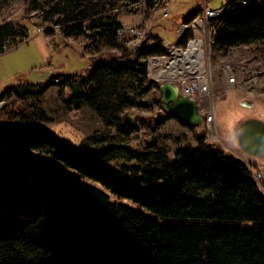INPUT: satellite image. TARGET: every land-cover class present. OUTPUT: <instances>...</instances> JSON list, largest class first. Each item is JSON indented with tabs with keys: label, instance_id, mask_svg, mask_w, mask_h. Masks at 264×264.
Listing matches in <instances>:
<instances>
[{
	"label": "trees",
	"instance_id": "16d2710c",
	"mask_svg": "<svg viewBox=\"0 0 264 264\" xmlns=\"http://www.w3.org/2000/svg\"><path fill=\"white\" fill-rule=\"evenodd\" d=\"M71 1H60L72 10L63 20L72 22L63 29L66 35L83 34L90 40L97 38V43L121 47L117 32L122 25L111 16L91 20L90 33L83 29V20L112 10L113 1L99 10L90 1L76 6ZM258 1L232 6L216 31L214 48L264 42V8L260 9ZM147 6H153L152 0ZM52 10L60 13L57 7ZM197 12L181 21L189 22ZM22 28L26 35H19L24 43L28 32L23 24ZM14 34L10 24L0 26V55L7 52ZM147 38L130 53L94 60L86 77L57 75L41 90L36 88L40 84L17 81L0 93V102L15 98L0 113L4 116L0 149L5 148L0 152V264H264V195L240 161L202 140L197 146L179 148L170 161L164 149L133 151L101 135L85 138L73 149L53 131L39 126V111L26 105L35 103L57 79L69 83L80 76L78 82L85 92L74 98L75 108L80 102L94 107L96 97L100 98V79L144 75L143 60L162 53L158 38ZM17 103L26 105L21 112L14 109ZM15 120L19 126L5 123ZM117 129L123 135L131 133L120 124ZM9 144L39 156L7 148ZM122 150L139 166H110ZM154 159L157 162L152 166ZM53 161L153 216L110 201L105 193L78 182ZM165 219L181 222H161Z\"/></svg>",
	"mask_w": 264,
	"mask_h": 264
},
{
	"label": "rangeland",
	"instance_id": "374dc122",
	"mask_svg": "<svg viewBox=\"0 0 264 264\" xmlns=\"http://www.w3.org/2000/svg\"><path fill=\"white\" fill-rule=\"evenodd\" d=\"M60 1L62 0H0V26L10 24L16 32V35L14 34L15 36L11 38L10 45L6 46L7 52L0 55V93L8 86L16 84L17 81L40 84L36 88L41 90L46 82L57 75L83 74L82 76L86 77V72L91 68L94 60L121 56L125 52L133 51L131 45L124 43L132 38L128 27L136 26L139 35H145L146 39L148 35H151L159 41L174 43L176 25L201 7V0H170L168 16L162 18L159 16L161 9L155 5L148 7V0H137L133 3L130 0H72V6L90 1L92 6L96 5L93 9L98 10L102 7L107 8L110 1L114 2L110 12L107 8V11L103 10L100 14L83 20L82 23L84 31L90 33L88 27L91 20L103 15L111 16L117 24L122 25V29L120 27L117 32V41L122 44H120L121 47H116L97 43V38L90 40L82 36L83 34L66 35L63 29L70 26L72 22L67 23L63 20L66 16L72 15V10ZM207 2L210 9H219L224 4L223 0H207ZM56 7L60 9V13L52 10ZM260 7V9L264 8V3L260 4ZM85 8L83 6L81 10ZM22 24L28 32V39L24 43L19 35L20 32L26 35ZM201 35L204 33L199 29L191 28L185 33V41L181 46H185L189 39L198 38ZM141 46L142 43L135 49ZM202 49L205 51L206 60L204 71L209 68L214 84L215 129L212 131H208L205 124L197 128L184 127L175 118L165 114L162 121H156L155 118L162 111L159 85L167 77L163 76L165 74L163 66L149 69L148 61L154 57H160L162 53L158 56H149L146 60L141 59L146 64L144 75H122L113 79L106 76L100 79L97 84L100 98L96 97L98 102L96 100L97 104L94 107L80 102L79 108H75L77 99H74L73 87L74 85L81 87L78 82L80 76H76L69 83L63 81V78L57 79L55 81L57 83L41 94L35 103L27 102L26 105H33L32 107L39 111V126L53 131L73 149H76L85 138L101 135L107 138V142L125 147L124 149L130 148L138 152L151 151V147L164 149L165 157L170 161L174 159L175 152L179 148L187 145L197 146L198 140H202L203 143L220 149L223 155L230 156L245 166L248 164L250 171L260 170L264 173V157L259 159L245 154L239 147L235 135L237 125L246 119H258L264 122V42L242 44L228 49L214 48L213 45L210 47V64L207 63L208 55L204 44ZM200 62L203 65V60ZM181 64L186 66L185 61ZM183 66L176 67L185 70L186 67ZM158 73L163 74L159 76ZM227 75L235 77L232 85L228 84ZM139 79L143 81L140 82ZM147 85L148 89L145 90ZM80 89L84 94L85 86L83 85ZM122 98L129 99L128 101H132L134 105L121 102ZM14 100V97H10L1 101L0 113L7 111V107ZM26 105L17 103L14 109L21 112ZM5 107L6 109H3ZM128 114L134 121L129 128L131 133L123 135L117 128L119 124L123 125L124 118ZM2 118L4 116L0 114L1 121ZM5 123L20 125L16 120L5 121ZM8 147L16 149L20 146L9 144ZM3 149L5 148L0 149V152ZM20 149L32 156H39L35 151ZM156 162L157 159H154L152 166H155ZM53 163L62 171L75 175L74 171L61 163L55 161ZM109 164L113 167L117 165V168L122 164L139 166L136 159L129 160L125 150L116 152L115 159ZM250 175L258 187L254 175ZM75 178L78 182L89 184L102 191L114 203H122L153 216L131 201L110 194L85 177L75 175ZM259 191L264 195V190L259 189ZM161 222L181 221L165 219Z\"/></svg>",
	"mask_w": 264,
	"mask_h": 264
},
{
	"label": "built area",
	"instance_id": "2783aa9c",
	"mask_svg": "<svg viewBox=\"0 0 264 264\" xmlns=\"http://www.w3.org/2000/svg\"><path fill=\"white\" fill-rule=\"evenodd\" d=\"M153 6L159 7L161 10L168 12L169 4L168 0H153ZM248 0H223L224 4L219 9H210L207 6L205 0H201V7L198 9V18L193 21L191 28L199 29L204 35H201L200 39L192 38L189 39L185 46H181L184 41L180 40V31L186 30L183 23H179L175 31L174 43L167 41H160V48L162 49V54L156 60L149 59L148 66L149 69H153L157 66H163L165 74L164 78L167 77L165 82H171L178 89L179 96H186L190 100L194 101L197 105L198 112L204 116V123L208 131L215 129V114H214V95H213V77L210 78L211 73L209 68L204 71L205 51L202 49V44L205 45L209 63L210 47L214 45L215 35L210 33L211 22L220 16H225L232 12V3H244L247 5ZM258 3H264V0H259ZM200 23V24H199ZM122 29V27H121ZM132 33V38L130 40L124 41L126 45H131L133 50H136L139 44L146 42L145 35H139L136 26L131 28L128 27ZM198 44V45H197ZM201 51L203 53L201 54ZM189 57H185V56ZM181 60L186 62V66L180 63ZM201 60H203V65H201ZM173 65L183 66L188 69L189 75H177L173 72ZM159 76L163 73H158ZM228 84L232 85L235 82V77L232 75H227ZM206 98V99H205ZM248 165V164H247ZM246 165V166H247ZM254 175L255 181L258 183V188L264 190V173L262 171H250Z\"/></svg>",
	"mask_w": 264,
	"mask_h": 264
},
{
	"label": "water",
	"instance_id": "95a60500",
	"mask_svg": "<svg viewBox=\"0 0 264 264\" xmlns=\"http://www.w3.org/2000/svg\"><path fill=\"white\" fill-rule=\"evenodd\" d=\"M74 95L80 96L81 92L74 85ZM161 112L156 121H162L163 114L175 118L182 126L197 128L203 124L204 116L198 112L194 101L186 96H179L178 89L171 82L159 85ZM251 106V104H248ZM134 119L128 114L124 120L125 127H131ZM236 140L241 150L252 157H264V122L258 119H246L236 127Z\"/></svg>",
	"mask_w": 264,
	"mask_h": 264
},
{
	"label": "bare ground",
	"instance_id": "6f19581e",
	"mask_svg": "<svg viewBox=\"0 0 264 264\" xmlns=\"http://www.w3.org/2000/svg\"><path fill=\"white\" fill-rule=\"evenodd\" d=\"M206 1V3H207V6H208V2H207V0H205ZM152 3H154V1L152 0ZM247 3H248V1H247ZM168 4H169V7H170V0H168ZM259 4H261V3H259ZM236 5H240V6H244V3H232V6H236ZM209 7V6H208ZM169 9V8H168ZM159 16L160 17H162V18H166L167 16H168V12H166V11H163V10H159ZM223 17L224 16H220V17H218L216 20H215V22H211V25H210V33H212L213 35H216V31H217V29H218V27L219 26H221L222 25V23H223ZM198 18V12L190 19V21L189 22H183V21H181V23H183V26L186 28V30H181L180 31V40L182 41V40H184L185 39V37H184V35H185V33H187L189 30H191V24H192V22L193 21H196V19ZM200 24V23H199ZM178 25L179 24H177L176 26L178 27ZM177 27H176V29H177ZM203 53V51H201V54ZM158 56V55H157ZM186 58L187 57H189L188 55L187 56H185ZM157 58H153L152 60H156ZM184 62V60H181L180 61V63H183ZM173 67H174V65H173ZM211 72V71H210ZM171 73H175V74H177V75H185V74H187V75H189V72H188V69L186 68L185 70L184 69H178L177 67H174L173 68V72H170V74ZM210 76V78H211V73L209 74ZM57 81V80H56ZM73 87V86H72ZM79 90H80V92H81V95L80 96H75L74 95V97L75 98H79V97H82V95H83V92L81 91V89H80V87L78 88ZM73 93H74V89H73ZM127 116V115H126ZM126 116H125V118H126ZM125 118H124V120H125ZM203 124H205L204 123V121H203ZM123 126L125 127V124H124V122H123ZM126 129H129L130 127H125ZM240 147V146H239ZM247 168H248V165L246 166ZM248 170H249V168H248ZM249 172H250V170H249ZM250 174H251V172H250Z\"/></svg>",
	"mask_w": 264,
	"mask_h": 264
},
{
	"label": "crops",
	"instance_id": "0c3cea01",
	"mask_svg": "<svg viewBox=\"0 0 264 264\" xmlns=\"http://www.w3.org/2000/svg\"><path fill=\"white\" fill-rule=\"evenodd\" d=\"M175 41H176V39H175ZM0 109L2 110V108H1V107H0ZM0 123H2V122H1V120H0ZM20 148H21V147H19V148H17V149H20ZM20 150H21V149H20Z\"/></svg>",
	"mask_w": 264,
	"mask_h": 264
}]
</instances>
